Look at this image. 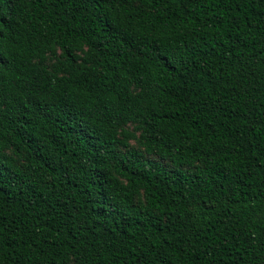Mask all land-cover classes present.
<instances>
[{
	"label": "trees",
	"instance_id": "1",
	"mask_svg": "<svg viewBox=\"0 0 264 264\" xmlns=\"http://www.w3.org/2000/svg\"><path fill=\"white\" fill-rule=\"evenodd\" d=\"M0 264H264V0H0Z\"/></svg>",
	"mask_w": 264,
	"mask_h": 264
},
{
	"label": "rangeland",
	"instance_id": "2",
	"mask_svg": "<svg viewBox=\"0 0 264 264\" xmlns=\"http://www.w3.org/2000/svg\"><path fill=\"white\" fill-rule=\"evenodd\" d=\"M133 146H137V142L135 140L130 141Z\"/></svg>",
	"mask_w": 264,
	"mask_h": 264
}]
</instances>
